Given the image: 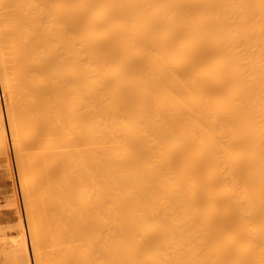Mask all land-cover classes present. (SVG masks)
Listing matches in <instances>:
<instances>
[{
    "label": "bare ground",
    "instance_id": "1",
    "mask_svg": "<svg viewBox=\"0 0 264 264\" xmlns=\"http://www.w3.org/2000/svg\"><path fill=\"white\" fill-rule=\"evenodd\" d=\"M0 78L37 264H264V0H0Z\"/></svg>",
    "mask_w": 264,
    "mask_h": 264
},
{
    "label": "rangeland",
    "instance_id": "2",
    "mask_svg": "<svg viewBox=\"0 0 264 264\" xmlns=\"http://www.w3.org/2000/svg\"><path fill=\"white\" fill-rule=\"evenodd\" d=\"M0 89H1V86H0ZM2 91L3 89L0 90V92ZM3 94L0 95V100L2 99L0 101V104H1L0 108L2 109L4 108L6 110V113L4 112V109L0 110V113L2 111L1 113V117H2L1 126L2 127L1 128H3L2 131H4L6 135L3 136L5 141L2 139V142H3L2 145L5 144L4 147L6 149L5 152L7 154L4 152L5 154L3 153L2 155H0V230H1L0 231V238H1L0 239V264H4V263L13 264L15 262L14 258L16 259V263L14 264H17V258H16L17 256L15 255L17 254L16 251L19 248V245L20 246L24 245L26 248L28 264H37L36 263L37 261L36 262L34 261L36 260V254H35V248H34L35 245L33 241L34 239L41 241L43 240L44 237L42 236L43 235L42 229H39L40 228L39 225H38L39 228H37V225H33V226L30 225L29 216L31 214L29 212L30 211L35 212L38 203H40V201L43 202V200L38 199V202H35L37 201V198L41 196V195L38 196V194H36L35 196L32 195L33 197L30 196L29 198L26 199V196H23L24 193L22 191H25V186L23 187L25 182H26V185H29V184L31 185L33 182H35L36 177L40 178L41 174L39 170L32 171L30 169H29L30 172L27 171L28 169L25 171L27 173L26 174L24 170H22L24 167L20 169L24 172L23 173L24 176L22 175V172L20 174L22 178L18 174L20 171H17L18 170V168H16L17 162H21L22 165L25 163H22V161H19V160L18 161L15 160L17 159V157L15 156L16 154L14 152L15 147H14V144L12 146L11 144L12 138L9 136L10 133L12 132L10 127H8V125L10 124L9 123L10 119H8L9 117L7 114V108L4 107L5 104H6L5 106L7 107V101L5 99V96H3ZM2 97H4V100ZM2 103L3 104L5 103V104L3 105ZM3 116L5 119H3ZM7 119H8V122H7ZM22 165L19 164V166H22ZM20 187L21 188L23 187L24 190H22ZM31 201H34V202H31ZM29 203H30V206L33 207V209L32 207L28 208L29 205H26V204H29ZM34 212L32 213L31 216H34L36 214ZM33 227L35 230L33 229ZM37 229L41 231L42 233L37 231ZM12 251L16 253L14 256L12 255L13 253ZM43 251L44 253L47 252V246L43 249Z\"/></svg>",
    "mask_w": 264,
    "mask_h": 264
}]
</instances>
